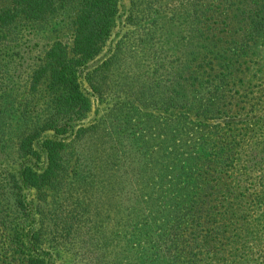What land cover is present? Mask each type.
I'll return each instance as SVG.
<instances>
[{"label": "trees", "instance_id": "16d2710c", "mask_svg": "<svg viewBox=\"0 0 264 264\" xmlns=\"http://www.w3.org/2000/svg\"><path fill=\"white\" fill-rule=\"evenodd\" d=\"M185 1L186 8L179 15L172 12L167 20L189 27L180 36L189 50L175 60L180 68L171 74L175 80L170 82L166 99L157 94L136 95L126 108L122 103L118 107L122 129H128V139L138 151L134 187L149 189L146 200L138 199L141 206L131 204L127 208L129 212L120 224L118 233L126 237L125 264H211L196 256L199 232L213 236L209 238L212 244L207 240L205 245H221L224 239L240 248L245 243L239 244L238 239L241 221L249 226L230 208V198L226 199L225 211L219 212L224 222L214 226L215 218L220 222L214 211L220 197L238 189L251 197L254 206L261 200L264 203V159L251 161L249 157L264 152L261 141L254 138L256 132L248 130L246 121L244 125L225 121L224 131L219 121L211 125L207 122L214 117L233 120L239 115L232 112L233 103L227 100L226 79L232 75L231 67L241 64L245 49L263 34L264 0H220L218 10L202 7L201 0ZM117 3L118 0H0V153L12 157L7 161L9 168L0 166L1 264H49L39 252L42 243L52 248L59 245V240L82 244L85 241L81 235L88 228L92 229L90 233L102 236L93 238L96 242L90 241L89 250L106 247L111 241L95 228L96 224L92 227L94 223H84L98 216L97 206L91 213L94 206L84 197L94 194L92 188L102 187L99 190L103 191L106 185L109 189L117 187L111 178H119L125 171L120 160L122 151L118 149L119 160L114 161L94 149V154H89L88 167L83 168L71 151L72 138L65 143L59 137L72 129L64 116L77 120L88 111L90 100L80 87V77L92 94L103 96L90 78L94 74L105 78L115 59L103 60L84 73L83 69L105 44ZM68 8L74 9L69 18L70 46L56 37L43 40L45 29L55 33L53 29L58 27V20L53 25L50 20L63 16L67 19ZM215 14L220 20L214 25L211 19ZM159 21L154 19L151 28L164 30L165 23ZM28 43L37 48L20 70L16 56ZM215 64L218 72L213 73ZM43 92L47 98L39 102ZM151 107L152 111H143ZM174 109L179 111L170 114ZM132 119L136 122L132 123ZM95 127L76 129L75 136ZM46 131L51 136L42 137ZM115 133L121 139L122 134ZM117 145L121 147V143ZM15 161L19 163L17 169ZM25 189H32L40 204L28 201ZM79 198L87 202L80 204ZM41 203L52 205L42 207ZM134 209L142 210L145 217L131 216ZM35 214L39 215L37 220ZM46 220L51 222L47 232ZM49 224L53 230H49ZM45 233L62 238L50 240ZM247 247L250 252L254 249ZM241 256L244 255L233 254L232 263H253Z\"/></svg>", "mask_w": 264, "mask_h": 264}, {"label": "rangeland", "instance_id": "374dc122", "mask_svg": "<svg viewBox=\"0 0 264 264\" xmlns=\"http://www.w3.org/2000/svg\"><path fill=\"white\" fill-rule=\"evenodd\" d=\"M135 2V5H133L134 1L131 4V0H118L117 11L113 17L110 33L105 44L99 53L87 61L86 68L83 69L84 73L86 70L99 65L103 60L106 61L110 58L115 59V62L111 65L113 67H110L111 71L109 70L105 78L97 74H94L93 77L90 78L93 86L102 93L103 96L100 98L92 94L85 80L80 77V87L82 91L88 95L90 100L88 111L82 118L77 120H68V115L64 116L63 120H67L69 124L71 123L72 129L59 137L60 140L65 143H68L70 138H72L71 151L78 157V161L83 168L88 167L89 154H94V149L97 150L100 156H105L108 160L112 158L114 161L119 160L118 155L120 152L118 149L122 151L120 160L122 161V168H124L122 170L125 171L121 173V176L117 173L119 174V178H117L116 175L111 178L117 187L113 186L109 189L106 185L103 186V191L99 190L102 189V187L92 188L91 193L94 194L91 195V197L88 195L84 197L90 200L92 206H94V209H91V213L96 211V206L98 212V216L94 217V220L84 223L89 226L94 223L92 227L96 224L97 227L95 228L100 230V233H105L106 236L110 237L112 242L110 241L106 247L102 246L97 249L93 248V250H89L88 247L91 246V242H96L93 238L100 237V234L94 231L90 233L89 230L92 229L88 228L86 233L81 235V239L85 241V243L83 242L82 244L81 242L75 241L72 245V243L59 240V245L56 248H52L47 247L46 243H42L38 249L39 252L43 253L45 258H47L49 264H116V262L117 264H122L123 262L125 264L128 260L125 259L126 237L118 233L121 227L120 224H123L126 218L125 216H127L125 214L129 212L127 208L131 206V204L136 207L141 206L139 203L141 201L139 200L140 198L141 200H146L149 189L134 187V167L139 161V156L134 144L128 139V129H122L124 124H120L119 119L121 117L118 115V110H120L118 107H120L119 105L122 103L124 108H126L128 105L127 103L129 101L133 102L136 95H142L144 97L148 95L147 97H149L152 94H157L166 99L165 97L168 95V91H171L170 82L171 80H175V77H172L171 74L180 68L175 60H177L181 52L186 53L189 50L186 48L184 40H180V36L183 37L189 31V27H187L185 23L177 20H175L174 23H169L167 21L172 12L178 14L186 8L185 0H157L156 3H154L155 1L152 2V0H135ZM199 4L210 10H218L216 7L219 6L220 0H201ZM68 11L67 19H64L65 17L63 16L62 18L56 17L50 20L52 25L54 23L57 24L56 21L58 20V27L57 29H53L55 33L49 29H45L43 40L50 41L51 38L56 37L67 43L68 47L70 46L71 28L69 27V18L70 16L72 17L73 13L70 14V12H73L74 9L68 8ZM154 19L158 21L160 19L159 23H165L166 29L165 26L164 30L151 28ZM211 20L214 24L216 21L218 23L220 19H218L215 14V17L213 16ZM235 26H237V24H235ZM151 30L152 32H150ZM215 30L220 31L222 29ZM262 32L263 34L260 33L257 36L255 43H251L250 46L245 49V53L241 58V64L236 68L233 66L231 67L232 75L230 76L229 74L226 79L228 82V84L225 85L228 91L227 100H231L233 103L232 112H238V117L236 119L232 118L233 120L226 117L217 120L214 117L212 120L210 119L207 121L208 125L219 121L222 127V129H220L221 131L226 129V126H224L225 124H223L225 121H234L235 124L238 125L241 124L240 122L244 125V121H246L248 130L251 128L256 132L254 138L261 141L260 148L264 146V20ZM41 43H43V41H41ZM183 47H185V49ZM36 48L37 47L33 46L31 43L25 44L23 48L21 47L19 56H16L17 62L20 63L17 64L16 67H19L21 70V68L27 64L25 60L29 61L31 59ZM213 68V73L218 72L216 64ZM99 71L100 70L97 72ZM83 73L81 72V76H83ZM179 88L180 86L177 87V89ZM45 94L46 92H43L41 97H38L39 102L47 98ZM229 96H232V98ZM152 109L151 107L143 111H152ZM178 111V109H174L171 111L172 113L164 111H160L159 113H170L174 115ZM187 115L191 116L192 114L191 112H187ZM133 122H136V120L132 119V123ZM93 125L96 127L84 131L78 137L75 136L76 133L74 130L79 128H90ZM117 127H119V129H117ZM117 131L119 134H122L121 139L119 136H116L115 132ZM50 134V131H46L42 133V137L51 136ZM118 143H121V147H118ZM66 148L70 150L69 146H66ZM110 153L112 156L110 158L106 157ZM241 157H243V155ZM249 157L251 161L261 158L264 159V152L261 153L259 151V153L250 155ZM10 158L12 157L9 156L6 158L0 153V166L4 164L6 169L9 168L7 161L10 160ZM69 159H72V156ZM16 161L15 167L17 169L19 163ZM111 169L114 170L113 168ZM110 173L115 174L114 172ZM119 184L121 188H119ZM101 191L102 194H100ZM235 191L234 194L231 193L229 196L227 195L229 193L225 192L224 196H221L218 200V205L215 207L214 211L217 218H219V212H223L226 209V199L230 198V201H228L231 203L230 208L235 210V214L238 217H244L247 224H249V226L244 225L241 221L242 230L239 229V226L237 228V230H240V234L238 235L239 244L242 242L245 243L239 245L240 248H236L235 244H231L228 240L225 241L222 239L221 245L213 243L212 247L210 246L212 240L209 238L213 236L211 234L207 235L202 230L196 237L199 242L197 244H200L199 248H196L199 250L196 256H201L203 259L212 262L211 264H239L240 260L234 261V263L231 261L233 259L232 255L239 253V255H244L241 256L242 259L249 258L250 262H253L252 264H264V211H262V209H264V203L261 200V204L254 206L250 203L251 197L242 195L238 189ZM24 192L25 198L28 201L38 202V204H40V200L36 201L32 189H25ZM139 192L142 195H139ZM262 198H264V196ZM79 199L80 204H85L87 202L83 198ZM223 202L224 206H222ZM41 205L43 207L52 204L41 203ZM53 206L60 207L58 204H53ZM138 210L134 209L131 216H138V218L143 219L145 213L139 210V214ZM34 216L37 220L39 215L35 214ZM215 220L216 221H213L214 226L224 222L221 218H219L220 222L217 221L216 218ZM225 221H227V217ZM48 223L51 222L46 220L44 223V230L46 232L48 231ZM59 225L60 224L56 225L58 229ZM82 228L83 227H81V229ZM110 229L111 232L108 234ZM49 230H53V227ZM114 230H117L116 234ZM229 233L231 234V232ZM45 235L50 240L53 238H56L54 240H58V238L61 237V235L55 236L54 234L52 235V233H45ZM228 235L229 234H227V236ZM100 239H102V236ZM207 240H209L210 245H205L207 244ZM52 244L54 243L52 242ZM247 245H251L254 249L250 252ZM258 248L261 249L258 250ZM95 250L98 251L93 253ZM192 250L194 251L195 249ZM242 251L243 254H241ZM254 258H256V260Z\"/></svg>", "mask_w": 264, "mask_h": 264}]
</instances>
